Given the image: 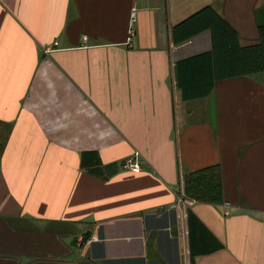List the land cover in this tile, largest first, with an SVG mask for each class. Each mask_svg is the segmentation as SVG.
I'll return each instance as SVG.
<instances>
[{
  "label": "crops",
  "instance_id": "1",
  "mask_svg": "<svg viewBox=\"0 0 264 264\" xmlns=\"http://www.w3.org/2000/svg\"><path fill=\"white\" fill-rule=\"evenodd\" d=\"M203 5L258 40L264 0H0V264H189L187 208L222 245L193 264H264V69L184 98L210 34L171 28ZM209 164L222 199L171 206Z\"/></svg>",
  "mask_w": 264,
  "mask_h": 264
},
{
  "label": "trees",
  "instance_id": "2",
  "mask_svg": "<svg viewBox=\"0 0 264 264\" xmlns=\"http://www.w3.org/2000/svg\"><path fill=\"white\" fill-rule=\"evenodd\" d=\"M202 28L209 30L210 49L185 57L175 64L176 85L180 87L184 98L204 96L216 79L264 69V23L257 25L256 42L241 44L236 32L221 15L210 5H203L175 23L171 28V37L179 40ZM79 163L86 171L104 177L116 170L114 162L102 164L95 150L81 151ZM181 182L182 196L185 199L212 203L222 199L217 164L188 170L182 175ZM185 220L189 264H193L195 255L222 246L188 208L185 210Z\"/></svg>",
  "mask_w": 264,
  "mask_h": 264
},
{
  "label": "built area",
  "instance_id": "3",
  "mask_svg": "<svg viewBox=\"0 0 264 264\" xmlns=\"http://www.w3.org/2000/svg\"><path fill=\"white\" fill-rule=\"evenodd\" d=\"M133 17L130 18V20H132ZM132 33V30H131V27H129L128 29V34H131ZM56 42L54 41L53 44H55ZM45 50H49V47L47 46L45 48ZM123 165L124 166H127V167H130L131 169H138V165L134 162L131 161L130 158H126L125 161L123 162ZM185 200V198H183L182 196V189L180 188L179 192H177L175 194V199H174V202L171 204V206H178V205H181V203H183V201Z\"/></svg>",
  "mask_w": 264,
  "mask_h": 264
}]
</instances>
